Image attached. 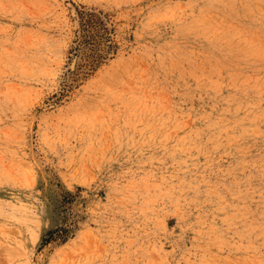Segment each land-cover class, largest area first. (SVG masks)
Returning a JSON list of instances; mask_svg holds the SVG:
<instances>
[{
    "label": "rangeland",
    "instance_id": "374dc122",
    "mask_svg": "<svg viewBox=\"0 0 264 264\" xmlns=\"http://www.w3.org/2000/svg\"><path fill=\"white\" fill-rule=\"evenodd\" d=\"M0 264H264V0H0Z\"/></svg>",
    "mask_w": 264,
    "mask_h": 264
},
{
    "label": "bare ground",
    "instance_id": "6f19581e",
    "mask_svg": "<svg viewBox=\"0 0 264 264\" xmlns=\"http://www.w3.org/2000/svg\"><path fill=\"white\" fill-rule=\"evenodd\" d=\"M251 7V6H250ZM233 16V15H232ZM246 16V15H245ZM239 21V20H238ZM254 22V21H253ZM247 25V24H246ZM253 26V25H252ZM257 27V26H256ZM255 27V28H256ZM249 28V27H248ZM254 28V27H253ZM263 31V30H262ZM259 34V33H258ZM248 37V36H247ZM262 37V36H261ZM34 38V37H33ZM236 40V39H235ZM263 41V40H262ZM38 46V45H37ZM252 47V46H251ZM246 53V52H245ZM13 54V53H12ZM34 54V53H33ZM237 54V53H236ZM231 55V54H230ZM241 55V54H240ZM255 56V55H254ZM252 58V57H251ZM262 58V57H261ZM250 58H248V60H249ZM260 60V59H259ZM258 60V61H259ZM20 61V60H19ZM75 62L76 61H74L73 62V64H72V66H74L75 65ZM255 62V61H254ZM133 63V62H132ZM249 63H251V61L249 62ZM239 64V63H238ZM244 64V63H243ZM252 64V63H251ZM130 68V67H129ZM140 72V71H139ZM212 73V72H211ZM136 75V74H135ZM70 78V77H69ZM247 78V77H246ZM249 78V77H248ZM14 84V83H13ZM107 84V83H106ZM260 84V83H259ZM19 85V84H18ZM16 87V86H15ZM25 87V86H24ZM27 87V86H26ZM241 87V86H240ZM155 88V87H154ZM248 88V87H247ZM17 89V88H16ZM244 90V89H243ZM157 102V101H156ZM142 103V102H141ZM251 103V102H250ZM253 111V110H252ZM259 115H261V114H259ZM141 116V115H140ZM262 122V121H261ZM236 135V134H235ZM255 163V162H254ZM10 255H12V254H10ZM17 255V254H16Z\"/></svg>",
    "mask_w": 264,
    "mask_h": 264
}]
</instances>
